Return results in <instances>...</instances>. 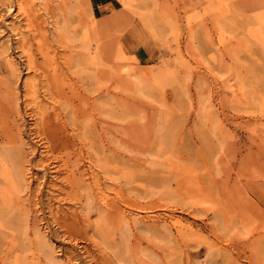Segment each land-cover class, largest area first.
<instances>
[{
  "label": "rangeland",
  "instance_id": "1",
  "mask_svg": "<svg viewBox=\"0 0 264 264\" xmlns=\"http://www.w3.org/2000/svg\"><path fill=\"white\" fill-rule=\"evenodd\" d=\"M22 2L19 35L34 26L46 32L44 48L62 61L77 110L78 96L93 102L94 189L115 206L116 227L103 234L110 241L77 239L75 248L110 264H264V0H126L113 8L50 0L53 17L42 15V27L26 16L30 0ZM89 26L93 41L84 36ZM1 61L0 105L13 98L28 129L24 83L43 77L23 65L10 77ZM41 91L37 102L49 108ZM74 129V150L86 158L83 128ZM30 171L31 182L42 176ZM29 209L26 230L0 217V264L65 263L62 249L73 243L53 235L45 208ZM38 244L53 248L50 262Z\"/></svg>",
  "mask_w": 264,
  "mask_h": 264
},
{
  "label": "bare ground",
  "instance_id": "2",
  "mask_svg": "<svg viewBox=\"0 0 264 264\" xmlns=\"http://www.w3.org/2000/svg\"><path fill=\"white\" fill-rule=\"evenodd\" d=\"M116 1L120 6L126 4V0ZM31 2L32 0H30L29 6L31 15L26 14V16L31 22L34 20L39 21V27H42L47 21H44L46 19L44 17V20L40 19L42 15H46L48 20L53 17L51 10L48 8L50 0H40L37 3L35 2V5H33V2L31 5ZM62 3L68 5L69 0H64ZM73 3L77 8V6L88 5L89 0H74ZM22 5V0H0V41L6 37L0 42V58L3 60L1 62L4 63L7 68L5 70L10 77H16L19 74L21 65H23L26 72L35 73L43 79L37 82L28 79L24 83L25 90L32 95L31 101L24 107L29 111L28 114L34 118L33 126L28 129L23 126L22 114L19 111L18 103L13 98L5 99L8 107L3 108L0 105V217L7 218L6 222H10V224L18 218L17 224H24L25 228L23 229L26 230L29 222L28 211L30 205H32L35 213H39L40 208L44 212L45 208L56 228L53 235L62 238L63 241L73 243V251L66 248L62 249V256L66 260L63 264H110L106 260H102V263L98 262L85 247H80L79 250L75 248L77 239L91 242L94 246L99 240L108 239L110 241L103 234L110 227H116L109 221L113 216L115 206L99 193H95L94 189V170L92 168H94L96 160L95 157L91 156L94 143L92 128L95 124L91 110L93 102L90 96L89 98L86 97L87 99L78 96L82 100V109L77 110L71 101L73 97L65 91L66 89L72 91L73 83L71 84L69 79L64 78L66 69L64 67L65 70L63 69V71V67L60 66L62 61L59 64L56 61V54L53 52L51 54L44 48V41L48 38L46 32H38V30H35L36 26H34L27 30L25 36L22 37L21 33L19 35V28H17L18 25L15 26V21L18 22L16 12L23 9ZM72 9L75 10L74 7ZM94 31V28L89 26L88 30L84 32L85 38L87 39L89 36L93 41ZM59 32L61 30L57 28L55 30L54 27L52 33L58 40L63 39ZM33 41L36 42L33 43ZM50 46L52 45L50 44ZM87 50L89 51L88 48ZM14 53L18 54L16 58L12 56ZM102 54L106 56L105 53ZM64 66L68 68V60L64 61ZM99 73L102 77L109 74L106 69H101ZM42 89L43 95H41L44 97V101L51 105L49 108H46L45 104L44 106L39 105V100V103L37 102L36 94ZM26 110L24 109V111ZM83 119H85L84 123H82ZM78 123L83 128L81 133L86 142H84L87 147L86 162L82 151L79 154L74 150L73 140L77 137L74 127ZM24 135L31 136L36 140L39 139L37 142L41 143L39 153L37 152L39 147L37 143L33 142L30 146L28 142H25ZM84 164H86V169L81 168L84 167ZM27 167L38 168L42 172V176L39 177L38 174H33L35 181L31 182L27 177L31 171ZM48 167L51 168V174H53L50 180L47 179L48 175L45 172ZM44 188H46V191L43 194ZM18 229L21 228L18 227ZM118 243L113 242L115 246ZM38 247L41 256L43 255L50 262L53 258V248L50 245L41 248L39 244ZM121 257L124 256L119 254V261H121ZM53 264H56V262Z\"/></svg>",
  "mask_w": 264,
  "mask_h": 264
},
{
  "label": "crops",
  "instance_id": "3",
  "mask_svg": "<svg viewBox=\"0 0 264 264\" xmlns=\"http://www.w3.org/2000/svg\"><path fill=\"white\" fill-rule=\"evenodd\" d=\"M93 2H95L99 8H102L104 6H108L110 8H113L116 4H118V2L116 0H92ZM141 56V55H139ZM135 57L137 58V56L135 55Z\"/></svg>",
  "mask_w": 264,
  "mask_h": 264
}]
</instances>
